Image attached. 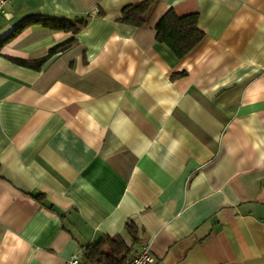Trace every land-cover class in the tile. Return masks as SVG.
I'll use <instances>...</instances> for the list:
<instances>
[{"label":"crops","instance_id":"obj_1","mask_svg":"<svg viewBox=\"0 0 264 264\" xmlns=\"http://www.w3.org/2000/svg\"><path fill=\"white\" fill-rule=\"evenodd\" d=\"M144 1L5 6L0 264H65L101 237L153 264H264V0H156L143 27L120 22ZM170 9L203 34L181 60L155 41Z\"/></svg>","mask_w":264,"mask_h":264},{"label":"trees","instance_id":"obj_2","mask_svg":"<svg viewBox=\"0 0 264 264\" xmlns=\"http://www.w3.org/2000/svg\"><path fill=\"white\" fill-rule=\"evenodd\" d=\"M156 3V0H146L123 8L120 22L136 28L143 27ZM197 21L198 16L195 13L178 16L173 10H168L154 27L156 43L166 46L177 60L183 59L203 39V34L197 29ZM30 24H38L50 30L68 31L75 35L85 26L86 20L69 22L67 20L36 18L30 21ZM71 43L72 40L53 48L48 57L56 52L64 51ZM44 61L43 58L35 61H16L15 63L37 70ZM31 197L37 201L41 199L40 194L31 195ZM125 231L133 246L139 244L137 229L131 221L126 223ZM131 251L132 247H128L119 237H101L95 243L88 244L83 248L82 258L90 264H128L131 260Z\"/></svg>","mask_w":264,"mask_h":264},{"label":"built area","instance_id":"obj_3","mask_svg":"<svg viewBox=\"0 0 264 264\" xmlns=\"http://www.w3.org/2000/svg\"><path fill=\"white\" fill-rule=\"evenodd\" d=\"M10 0H0V19L5 18L6 14L4 12L5 6L9 3ZM154 259L150 255L149 248L147 246L142 247L131 257V260L128 264H153ZM65 264H90L83 260V258L74 255L71 256Z\"/></svg>","mask_w":264,"mask_h":264}]
</instances>
